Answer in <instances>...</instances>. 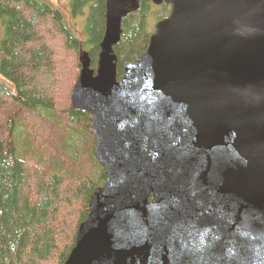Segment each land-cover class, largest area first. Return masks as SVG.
Instances as JSON below:
<instances>
[{
  "label": "water",
  "instance_id": "water-1",
  "mask_svg": "<svg viewBox=\"0 0 264 264\" xmlns=\"http://www.w3.org/2000/svg\"><path fill=\"white\" fill-rule=\"evenodd\" d=\"M151 1L170 13L119 80L140 0H105L96 69L79 51L104 181L64 264H264V0Z\"/></svg>",
  "mask_w": 264,
  "mask_h": 264
},
{
  "label": "trees",
  "instance_id": "trees-1",
  "mask_svg": "<svg viewBox=\"0 0 264 264\" xmlns=\"http://www.w3.org/2000/svg\"><path fill=\"white\" fill-rule=\"evenodd\" d=\"M65 1L0 0V264H64L89 196L104 180L91 116L71 107L70 94L81 49L96 69L105 0ZM85 7L83 38L64 13L75 18ZM169 13V5L140 0L122 19L117 80Z\"/></svg>",
  "mask_w": 264,
  "mask_h": 264
},
{
  "label": "rangeland",
  "instance_id": "rangeland-1",
  "mask_svg": "<svg viewBox=\"0 0 264 264\" xmlns=\"http://www.w3.org/2000/svg\"><path fill=\"white\" fill-rule=\"evenodd\" d=\"M58 1V4L63 7L65 4H66V1L65 0H50L51 3H55ZM66 6V5H65ZM69 6V4H68ZM58 9V8H57ZM87 10H88V7H85L84 9V13L81 14V15H77L75 18L74 17H70V15L68 13H64L65 17L68 19L69 23H70V26L72 28H74V30L78 33L79 36L81 37H86V33L85 32H82L83 31V28H84V25H85V21H86V15H87ZM70 12V10H69ZM74 21V24L72 23ZM66 55H63L61 56L62 59H60L58 61V63L62 64V60H64V58H68L67 56L69 54L65 53ZM79 62V61H78ZM39 78H38V81H40V83H47L49 80L47 79V74H39ZM50 262L52 263H49V264H53V260H51Z\"/></svg>",
  "mask_w": 264,
  "mask_h": 264
}]
</instances>
